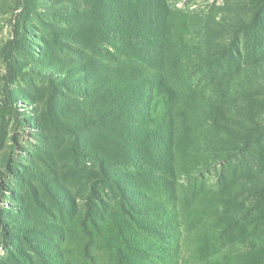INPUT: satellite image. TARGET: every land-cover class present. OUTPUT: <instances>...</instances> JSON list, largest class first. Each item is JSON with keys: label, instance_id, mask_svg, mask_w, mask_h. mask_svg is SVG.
<instances>
[{"label": "rangeland", "instance_id": "obj_1", "mask_svg": "<svg viewBox=\"0 0 264 264\" xmlns=\"http://www.w3.org/2000/svg\"><path fill=\"white\" fill-rule=\"evenodd\" d=\"M168 2L159 69L128 0H0V264H264V0Z\"/></svg>", "mask_w": 264, "mask_h": 264}, {"label": "trees", "instance_id": "obj_2", "mask_svg": "<svg viewBox=\"0 0 264 264\" xmlns=\"http://www.w3.org/2000/svg\"><path fill=\"white\" fill-rule=\"evenodd\" d=\"M118 2V0H117ZM130 4H128L129 8L128 10H124L122 12V15H126V19L128 23L134 25L132 27V32L130 34H126L131 36L133 38L136 36L137 38L141 39L142 41L144 40L145 43L148 41V47L152 48L154 52H148L146 53V49L142 50L141 48H137L138 52V60L141 62H147V61H152L154 63H157L156 66L161 68L162 63L164 62L165 57L167 56L166 52V38L167 34L171 33L173 31L174 23L171 22V13H170V5L168 0H128ZM127 6V7H128ZM188 17V15H185ZM126 22V20H123ZM127 23V22H126ZM185 24V29L186 31H191L192 29H197L198 24H189L187 20L185 19L184 21ZM130 26V25H128ZM248 27L255 31V32H260L264 31V18L261 17H254L252 22L248 25ZM142 45L147 48V46L142 43ZM200 49L202 47H199ZM150 58V59H149ZM176 59H178V55L175 56ZM173 62H171L170 65H172ZM247 76L249 78H253L254 80L258 81L260 84L264 83V68L258 69H247ZM137 73L139 74H144L142 70H137ZM116 81L118 82V91L120 93L125 92V94L129 93H137L141 91L140 86L142 85L141 83H134L133 81L131 82L130 76L125 73H120L118 74ZM141 84V85H140ZM168 81H166L162 77L160 78V81L157 83V88L158 91H161L165 89L172 97L175 95L174 93V88L173 87H168ZM123 86V87H122ZM122 87V88H121ZM121 88V89H120ZM119 95V93H117ZM160 94H158L159 96ZM129 96H125L127 98ZM129 103V99L126 103V105ZM125 105V106H126ZM120 107H124L123 104H121ZM115 108H109L108 111L110 113L114 112H121V111H115ZM125 109V108H124ZM151 150V157L149 156L150 160L153 161V165H163V158L161 157L163 154V151L166 150L167 148H164V143L160 142L159 140H154L152 145L149 146ZM143 159V158H142ZM85 160H88L92 162L93 160L91 158H88L85 156ZM143 164L145 162L142 161ZM141 167V165H140ZM162 169V168H161ZM156 225H150L149 227H142L143 231H156ZM140 242V241H139ZM143 244V243H142Z\"/></svg>", "mask_w": 264, "mask_h": 264}]
</instances>
